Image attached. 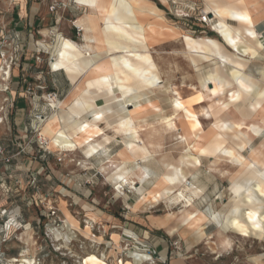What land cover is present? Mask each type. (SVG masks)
Returning a JSON list of instances; mask_svg holds the SVG:
<instances>
[{"label":"bare ground","instance_id":"obj_1","mask_svg":"<svg viewBox=\"0 0 264 264\" xmlns=\"http://www.w3.org/2000/svg\"><path fill=\"white\" fill-rule=\"evenodd\" d=\"M77 1L89 8L84 18L78 21L81 26L79 28L84 31L85 44L80 47L70 39L63 37L58 39L52 51L55 57L50 62L51 67L63 69L72 84L87 85L75 93V102L69 107L71 114L79 115L88 110L92 111L94 105L91 98L94 97H105L110 102L101 107V111H96L91 121L84 120L83 123H75L69 131H65L67 128L64 130L57 127L59 115L54 113L42 124L40 134L48 140L51 147L74 150L85 146L87 156H91L97 150V146L94 145L97 139L94 140V137H99L105 129L99 127V121L107 119V123L103 125L112 126L111 129L115 134L125 136L128 139L126 151H129L134 159L139 158L142 162L141 165L131 164V166L128 165L129 167L122 164L124 168L121 166L115 172L114 183H121L118 188L122 191L128 188L132 193H138V190L148 180L154 183L151 190L140 194L141 197L137 203H157L162 199L168 207H171L182 202L184 208L179 211L180 216L177 221L185 220L188 228H192L198 237L203 235L202 220H206L205 223L214 222L219 228L217 234L220 240L219 245L224 248H230L233 244L231 238L221 234L226 229L243 237L264 238V138L259 147L250 146L252 138L263 132L264 125L258 120L248 124L246 130H242L241 126L245 124V121L235 122L218 117L236 108L242 117L259 116L260 119L264 114L262 80H255L251 75L243 72L230 53L214 39L205 38L200 42L184 34L186 53L194 66L202 62H214L210 70L199 74L197 78L203 99L208 97L210 101L213 100V103L209 105L211 107L202 112L206 116L213 115L216 121L211 126L209 136L204 131L197 134L196 130L200 125V120L182 101L178 91L171 89L173 97H169L153 59L150 46L158 33L156 24L154 22L143 23L138 17V13L153 15L155 11L137 8L140 0ZM103 1L108 2L107 5H104ZM203 1L205 11L213 15L216 29L224 42L241 55L257 56L259 53L257 46L262 43V40L253 28V12L247 0ZM95 17L101 19L99 28ZM228 20L235 24H231ZM97 28L99 32L95 34L94 30ZM260 74L264 80V67ZM116 92L120 95H116ZM152 93H156L159 100L170 107V113L162 114L159 107L151 104L152 108L158 111L156 114L159 119L156 121L158 123L156 126L162 131L175 132L178 128L177 122L184 121L191 135L189 137L184 131L179 136L180 141L187 146L186 150L179 160L177 159V164L168 166L162 173L159 172L160 169L155 170L158 167L151 169L147 165L149 161L154 160V153L157 150L152 151L151 146L148 147L150 142L145 144L146 142L141 140L143 138L140 139V133L145 130L144 126H149L146 129L150 134L157 132L158 129L152 125L153 123L145 125L137 122V117L131 116L126 108L127 103L147 97ZM139 108L134 105L135 110ZM157 116L155 115L156 118ZM152 118L154 119L151 117L142 121L145 122ZM227 138L236 139L237 143L224 144L223 141ZM105 139H108L107 136ZM203 141L205 142L201 144ZM159 145L156 146L158 149ZM247 147L250 148V152L244 155L243 151ZM204 154H213L218 160H224L240 171L250 168V172L242 181L233 182L230 189L229 215H225L223 211L209 218L202 212H197L196 209L194 210L193 203L195 199L202 196L201 188L192 182V185L187 188L183 185L187 175L191 174L186 171L187 166L193 169L199 167L201 156ZM113 163L112 160L109 161L102 165L100 170L107 174L110 170L120 166L118 163L114 165ZM212 166V170H216V165ZM132 171L137 174V177H132ZM245 208H248L246 213H244ZM169 215L172 217L173 212ZM69 221L74 225L75 222L71 218ZM175 226L174 223L168 229L169 233L176 230ZM88 233L89 229H86V234ZM84 264L106 263L102 258L90 255L84 259ZM124 264L134 263L126 261Z\"/></svg>","mask_w":264,"mask_h":264},{"label":"crops","instance_id":"obj_2","mask_svg":"<svg viewBox=\"0 0 264 264\" xmlns=\"http://www.w3.org/2000/svg\"><path fill=\"white\" fill-rule=\"evenodd\" d=\"M56 1L58 2L59 7L55 10H51V0H0V21H2L10 30L19 36L18 42L21 46L19 61L12 70L11 93L13 96L14 107L11 111L8 123L0 125V134H2V131H5L6 133L3 138L8 140L7 142L0 140V143L2 145L4 144V147L7 145V148L9 149L6 153H8L11 149L16 150V153L19 151L18 144H16V146L14 145L15 147H10V144L8 143L9 140L11 142L19 139L20 142L25 144L32 137L31 127H35L37 125V122L33 119V114L35 112H43L47 119L54 113L58 114L59 121L56 124L57 127H60L61 129L63 128L64 130L67 128L65 131H69L75 123H83L84 120L91 121L96 115L95 112L101 111V107L110 102L105 97H94L91 98V102L94 105L92 111L88 110V113L83 112L79 115L70 113L69 107L75 102V93L79 92L82 88L87 87V85L72 84L63 69H53L51 67V63H48L49 55L47 56V54H51V61H49L52 62L55 57L52 54V51L57 44L56 42L59 41L58 39H61L62 37L74 41L80 47L84 46V31L81 28L78 30L76 27L80 26L78 21L88 13L89 8L87 5L77 0ZM257 1L258 2L255 5L251 6V9H260L263 12L264 0ZM182 2L183 1L181 0V2L178 3V11L188 9V6H190L188 4H191V2L188 1V3ZM107 3L108 2L103 1L104 5H107ZM137 4V8H143L146 10L153 9L155 11V14L153 15L148 13H138V17L141 21H143V23L154 22L156 24L158 33L152 43L161 40H175L181 36V24H178V22L167 16L166 3L161 2V0L157 2L155 0H140ZM193 8L195 9L194 13H197L198 11L206 12L200 9L194 0ZM168 9H170V7H168ZM262 12L260 15L257 13H255L256 15L253 14V17L255 19V28L259 32L260 39L264 42V12ZM211 16L213 15L209 13L210 18ZM95 22L99 28V26H101V19L99 17H95ZM193 26L201 29V26L203 25L197 21H193ZM98 28L97 30H94L95 34H98ZM169 28L173 30L169 31ZM202 32H204V30ZM39 48H41L45 55H42V61L38 63L35 61L34 57L37 53V49ZM37 85L44 86L45 88H35V96L31 99L26 90L28 86L36 87ZM47 90H55L58 93L60 101L62 100V107L60 110L49 109L48 106L40 99V95ZM154 94L156 95V93H152L147 97H143L144 99L140 98L126 104V108L129 110L130 115L137 117V122L148 125L149 123H154L159 119L157 116L158 111L153 109L151 104L159 107L162 114L168 109L170 110V107L159 100L158 96H155ZM116 95L119 96L120 94L116 92ZM169 97L171 96L169 95ZM134 105L136 107H140L139 110H135ZM151 117H154V119L152 118L151 120H147L145 122L142 121L150 119ZM99 123V127L105 129L103 130V134H100L99 137H94V140L95 138L97 139V142H95L97 144L94 143V145L97 146V150L92 153L93 156H87L85 146L80 147L83 148L82 153L84 154V157L86 159H91L87 161L88 163L86 164L93 166L90 167L92 171H88L84 174L69 175V173L64 172L63 169L59 170L55 168L53 162L49 160L50 156H48L49 159L38 156L36 146L31 145L30 147L27 146L29 147V157L25 156V154L28 153H19L16 157H14L15 161L8 163L2 161V157L0 156V169H3L8 173L12 171L15 172L13 174L10 173L11 175H8L7 172H0V182H3L4 184L10 183V185L13 186L16 183V180H18L21 185H27L30 177L35 176L40 185L45 187L42 188L45 193L53 196L55 204L57 205L61 215L65 217L66 221L73 228L77 229L82 236H86L87 229L84 226V220L90 218L98 223H101L104 230H110L113 232V241L115 238L119 241L122 232L133 233L140 239L145 240L157 250V254L161 259H166L167 262L164 264H199L198 261L193 260V257L180 256L176 253L175 255H169L171 241L169 237H167V232H169L168 229L178 220L175 215L170 217L169 214H154L148 212L143 204L139 205L134 203V198L128 195V193H134L128 191L127 189L125 190L126 197L121 194V197L118 199L114 197V199L110 198L107 200L97 194L96 189H99V187L103 184L107 185L110 183H104L94 176L93 172H95L96 169H99L102 165L111 161L112 156L101 161H98L96 158L101 153L106 155H112L115 153L114 155H116L118 152L116 149L119 143L118 138L123 139V141H120L123 146L122 149H124L122 152H125L127 157H129L124 160L118 156L117 159L113 158L114 160L112 161L115 164H120L119 168H121V166L124 168L122 164L126 166H131V164L137 165L138 163L135 161L138 160L139 164L142 163L139 158L134 159L131 153L126 151L128 139L125 136L115 134L111 129L112 126L109 127L107 125H103L107 123V119L101 120ZM42 124L39 125V129H41ZM106 136L109 140L105 139ZM12 137L14 140H12ZM49 147L52 152L59 150L57 146L51 147L49 145ZM122 152L119 153L121 154ZM27 171L30 173L28 174ZM85 188L88 193L84 190ZM93 188L96 193L93 192ZM4 195L6 198H9L11 196L16 197L19 194L9 192ZM17 201L18 200L14 199L9 201L10 203H8V205L7 201H3L2 203L0 202V204L12 207L13 205H19L16 203ZM195 205L199 207L198 203H195ZM210 206H212V202L209 203V207ZM32 218L35 219V217ZM70 218L75 222L74 225L70 223ZM208 225L209 223H205V226L203 227L206 239L209 238ZM179 232H183L188 235L185 234L186 236L183 237V239L181 238L182 234ZM179 232H176V230L174 231L175 234H179L180 238L183 239V247L185 249L193 248L194 245L201 242L204 238L199 239L197 235H194L193 238V231L191 235L190 229L185 231L180 230ZM174 233L172 234L174 235ZM205 245H208V242H205ZM21 246L22 245L15 240H11L8 244L4 245V249L7 250L9 255L14 256L20 250ZM114 253L115 246L110 249L109 255H114ZM104 262L106 264H112L106 262L105 260Z\"/></svg>","mask_w":264,"mask_h":264},{"label":"rangeland","instance_id":"obj_3","mask_svg":"<svg viewBox=\"0 0 264 264\" xmlns=\"http://www.w3.org/2000/svg\"><path fill=\"white\" fill-rule=\"evenodd\" d=\"M156 2L159 0H155ZM185 3H189L188 10L193 13V0H182ZM188 1V2H187ZM198 4L199 8L205 11V3L203 0H194ZM161 2L166 3L167 6V16L171 17L173 20L178 22V24H181V36L176 38L175 40H170V41H156L153 42L151 45V52L153 59L159 69V72L161 74L162 80L165 84V87L168 90V94L173 97V92L172 90H176L180 93L182 97V101L191 109L193 110V113L198 117L200 120V125L198 129L196 130L197 134H201L202 131L205 132L208 136L211 134V126L214 124L216 121V117L213 115L206 116L203 114L202 110H207L210 108L211 103H213V100L210 101L211 99L206 97L205 100L200 94V87H199V82H198V75L207 72L214 66L213 61H208V62H202L198 66H194L188 57V54L186 53V48L185 44L183 41V35H190L194 40L196 41H202L205 38H211L214 39L216 42H218L220 45L223 46V48L230 53L232 58L237 62V66L245 73H248L251 75L255 80H262L261 82L264 84V80L261 77L260 71L264 67V42L261 41L262 43L257 46L258 48V55L255 57H248L241 55L240 53L236 52L234 49L230 48L223 40V38L218 34V31L215 26V19H213V16H211V22L208 25H203L201 26L202 30L199 29V27L193 26V14L191 18H182L177 16L178 11L177 7L179 6L178 3L179 0H161ZM182 2V3H183ZM258 1L257 0H247V3L249 4L250 8L252 5H255ZM170 7V9H168ZM253 14L257 13L260 15L262 10L260 9H251ZM264 12V10H263ZM262 12V13H263ZM256 15V14H255ZM85 16V15H84ZM84 16L82 18H84ZM81 18V19H82ZM231 24H235V22L228 20ZM253 28H255V19L253 17ZM204 27V28H203ZM204 30V32H202ZM257 31V30H256ZM259 34V32L257 31ZM260 37V35H259ZM183 53V54H182ZM45 55L44 52H42L41 56ZM50 56L51 54H47V56ZM175 57V58H174ZM166 58V59H165ZM165 59V60H164ZM159 60V61H158ZM171 61V62H170ZM164 63V64H163ZM176 63V64H175ZM178 67V68H177ZM170 68V69H169ZM177 68V69H176ZM170 72V73H169ZM169 73V74H168ZM168 75V77H167ZM165 76V77H164ZM172 76V77H171ZM184 77V78H183ZM169 78V79H168ZM165 79V80H164ZM171 79V80H170ZM185 79V81H183ZM172 81V82H171ZM182 82V83H181ZM172 89V90H171ZM55 91V90H54ZM58 94V93H57ZM61 108V107H60ZM59 108V110H60ZM165 113H170V110L168 109ZM201 115H200V114ZM198 114V115H197ZM200 115V116H199ZM219 118L222 119H227L229 121H235V122H240L243 120L245 121V124L241 126L242 130H246L248 124L252 122H257L260 120V122L264 125V114L260 117L259 116H251V117H242L239 111L235 108H232L230 111L225 112L222 115L218 116ZM217 117V118H218ZM232 117V118H231ZM155 126L158 131L154 133H148V128L149 126H144L145 128L142 134L140 133V139L143 142H146L145 144H148V147L152 149V151H156L154 153V160L149 161L147 165L151 167V169L159 170V172H164L166 171V168L168 166H171L172 164H177L179 158L184 154L186 150V145H184L181 141L179 136L185 131L186 134L190 137V132L188 131L187 125L184 121H181L180 123L177 122V130L175 132H169L167 130H163L158 126L157 122H154L152 124ZM157 125V126H156ZM160 129V130H159ZM163 132V133H161ZM0 134V140L7 142L8 140H5L6 138H3L5 136V131L1 132ZM163 135V136H162ZM264 138V130L261 134L258 136H255L252 138V143L250 146L252 147H259L261 143L263 142ZM146 139V141H145ZM162 139V141H161ZM12 140L13 137H12ZM123 141L122 138H118V146L116 147L117 153H113L112 155H106L104 153H101L97 156V160H106V158H112L114 160L115 158L117 159L118 156L120 158H125L127 157V154L122 149V144L120 141ZM20 142L19 139H16L14 141L9 140L10 147H15L16 144ZM162 142V143H160ZM205 141L201 142L204 143ZM6 143V144H8ZM224 144H235L237 143L236 139H231L227 138L223 141ZM1 144V143H0ZM5 144V145H6ZM21 144L24 145L23 142ZM160 144V145H159ZM4 145V144H3ZM15 145V146H14ZM33 146H36V143H32ZM157 145L160 146V150L156 147ZM156 147V148H155ZM83 148H76L74 150H66L64 152L65 157L62 162H58L56 160V152H53V154L48 155L45 159H49L50 161L53 162L54 167L62 170L66 173H69V175H76V174H84L87 173L88 171H92L90 167L92 165L86 164L88 163L87 161L91 159H86L84 157V154L82 153ZM150 149V150H151ZM154 149V150H153ZM250 148L247 147L244 151V155H248ZM5 150H9L7 148V145L5 146ZM159 151V152H158ZM119 152H122L121 154ZM264 152V151H263ZM120 155H119V154ZM140 154V153H139ZM264 154V153H263ZM18 155V152L16 153V150H10L8 153H4L0 155L2 158V161L12 163V161H15V158ZM26 157H29L30 154H25ZM39 156V154H38ZM139 157V156H138ZM114 158V159H113ZM119 159V158H118ZM178 159V160H177ZM108 160V159H107ZM120 160V159H119ZM154 161V162H153ZM213 161L215 162L213 164ZM139 165V160L135 161ZM153 162V163H152ZM151 163V164H150ZM155 163V164H154ZM62 166H61V165ZM115 164V163H113ZM142 164V163H141ZM140 164V165H141ZM167 164V165H166ZM158 165V166H157ZM216 165V170H212L213 166ZM93 167V166H92ZM120 167V166H119ZM118 167V168H119ZM162 169H161V168ZM99 168V167H98ZM117 169H112L107 174H104L99 169H96L95 172H93V175L96 176L98 179L103 181L104 183H110V184H103L99 189H96L97 194H99L101 197L105 199H118L121 197V194L124 196L126 195V188L125 190H121L118 188V186L121 183H114L113 178L115 176V172L118 170ZM164 170V171H163ZM101 171V172H100ZM113 173L111 174V172ZM186 171L188 173L187 178L185 183L183 184L185 188H187L189 185L191 186L192 183L197 184L201 190H202V196L198 197L197 199L194 200V210L196 209L197 212H202L206 217L211 218L214 214H217L219 212H223L225 215H229V205H230V199H231V192L230 189L232 185L234 184L233 182H240L243 180V178L250 172V168H245L244 170L240 171L238 168L229 165L227 162L224 160L220 161L218 160L213 154H204L201 156V165L195 169H193L190 166H187ZM0 172H5L3 169H0ZM7 172V171H6ZM5 172V173H6ZM28 172V171H27ZM225 172V174H222ZM15 173L14 171L12 172H7L8 175ZM30 172H28L29 174ZM132 177H137V174L132 171L131 173ZM89 176V175H88ZM235 177V178H234ZM234 178V179H233ZM233 179V180H232ZM192 182V183H191ZM154 183L152 180H148L144 183V185L141 187V189L138 190V193L131 194L128 193L129 196H132L134 198V203H137L139 200V197H141L140 194H143L147 190H151L153 187ZM182 185V186H183ZM6 188H13L11 189V193L13 194H19L16 197H9L6 198L5 195H2V188L0 187V202L2 203L3 201H9L11 200H18L16 203L21 205L22 208V216L23 219L26 221H32V217H36L38 214V208L36 207H26L24 206L25 203V197L27 198L28 196L32 195L33 189L28 186V185H17L14 184L13 186L10 185V183H6ZM42 188H45L42 186ZM90 188V187H88ZM92 189V188H90ZM86 193H88L87 189H84ZM129 191V190H128ZM45 193V191L43 190ZM84 192V191H83ZM93 192H95L93 188ZM95 192V193H96ZM126 197V196H125ZM5 198V200H4ZM116 201V200H115ZM212 202V206L209 207V203ZM195 203L199 204V207L195 205ZM140 205V203H137ZM144 207L148 210L150 213L154 214H170L173 212V215H175L176 219L180 216V210H182L184 207H182V202L180 204L173 205L171 207L167 206V203L164 202V200H159L157 203L154 202H148L143 204ZM208 210V211H207ZM227 210V211H226ZM248 211V208L244 209V213ZM174 219V218H173ZM206 220L201 221V226H205ZM101 224V223H100ZM176 226V232H179L180 230H191V235H192V228H188V224L186 223L185 220H179L175 222ZM102 225V224H101ZM208 236L209 238H205V233L204 230L202 229L201 232L203 235L200 238H203L201 242L198 244L194 245L193 248L191 249H185L183 247V237H185L186 233L179 232L182 234L181 239L179 234L174 235L172 233L169 234L167 232V237L170 239V249H169V255L174 254L175 255V249L172 243L175 240H178L180 242V247L181 251L183 253L182 256L185 257H193L194 261H198L199 264H264V238H255V237H243L238 234H235L229 229H226L222 231L221 234L226 236L227 238H231L233 240V244L230 248H224L223 246L219 245L220 240L217 237V234L219 233V228L214 222H210L208 225ZM182 228V229H180ZM88 230V229H87ZM113 230V229H112ZM112 233L110 230H107L104 233H100L99 239L100 241H103V244L100 246L99 251H101L103 254L106 252L109 255L108 249H106V246L104 242H107L110 237L112 238ZM180 234V235H181ZM186 234V235H185ZM194 231H193V238H194ZM198 236V235H197ZM86 238L83 239V236L81 237V240H84L85 244L87 245V249L85 251V255L90 256V255H95L97 254L93 253V251L88 248V244L90 243L87 238L90 237L88 234L85 236ZM171 237V238H170ZM115 238L114 243L115 245L119 248L120 246V241L116 240ZM205 242H208V245H205ZM119 252V249L115 250L114 255L111 256H117ZM99 256V255H98ZM97 256V257H98ZM86 257V258H87ZM169 257V256H168ZM197 260H196V259ZM53 262L54 264H58L59 262V256L54 255L53 256ZM261 259V260H260ZM104 260V259H103ZM115 260V259H113ZM128 260V259H127ZM114 262V261H113ZM112 262V263H113ZM167 262V261H166ZM111 263V262H109ZM115 263V262H114ZM147 264V263H143ZM160 264V263H159Z\"/></svg>","mask_w":264,"mask_h":264},{"label":"built area","instance_id":"obj_4","mask_svg":"<svg viewBox=\"0 0 264 264\" xmlns=\"http://www.w3.org/2000/svg\"><path fill=\"white\" fill-rule=\"evenodd\" d=\"M51 10L59 7L56 0H51ZM193 13L188 9L180 10L177 16L182 18H191L201 23L208 25L211 18L209 13L200 12ZM80 30L79 27H76ZM19 36L10 30L2 21H0V125H5L9 121L11 111L14 107L13 96L11 93L12 70L19 61V53L21 46L19 44ZM42 50L37 49L34 57L36 62L42 61ZM51 61L49 56L48 63ZM35 88L44 89V86L37 85L36 87L28 86L27 93L30 98L35 96ZM40 99L51 110H57L60 106V99L54 90H47L40 95ZM33 119L37 122L35 127H31L32 137L24 145L18 143L19 153H29V147L33 142L36 143V150L40 157L46 158L53 154L49 147L48 140L40 134L39 125L47 119L43 112H35ZM29 146V147H27ZM66 149H59L56 153V160L62 162ZM6 153L5 147L0 144V155ZM15 184H20L16 180ZM28 186L33 189L32 195L25 197L24 206L38 208V214L32 221H26L22 216L21 205H13L7 207L0 204V264H54L53 256H59L58 264H84V259L87 257L85 251L87 245L84 240H81L82 235L77 229L73 228L63 217L55 204L53 196L43 192L42 185L35 176H31L28 180ZM2 195L8 194L11 189L6 188V184L0 182ZM73 204V203H71ZM69 204V205H71ZM84 226L89 229L87 240L90 242L88 248L93 249V253L112 264H124L126 261H131L134 264H164L166 259H161L157 254V250L148 242L140 239L133 233H121L119 248L115 245L110 237L107 242H104L106 249L115 246V250L119 249L117 256L113 257L106 252L103 254L99 251L103 241L98 240L100 233L106 232L103 226L88 218L84 220ZM86 238L83 236V239ZM11 240H15L21 246L16 255L12 256L4 249V245ZM180 242L175 240V253L182 256ZM115 259V260H113ZM128 259V260H127Z\"/></svg>","mask_w":264,"mask_h":264}]
</instances>
